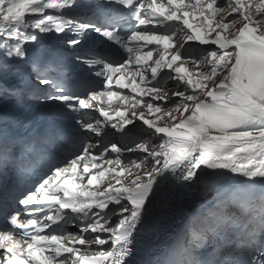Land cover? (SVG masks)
I'll return each instance as SVG.
<instances>
[{"label":"snow or ice","instance_id":"snow-or-ice-1","mask_svg":"<svg viewBox=\"0 0 264 264\" xmlns=\"http://www.w3.org/2000/svg\"><path fill=\"white\" fill-rule=\"evenodd\" d=\"M92 33L103 42L85 47ZM42 34L59 41L46 55L36 48ZM69 51L83 66L84 94L63 73ZM24 61L34 87L78 113L81 129L105 138L110 126L121 141L92 144L84 135L34 188L9 195L0 264H131L165 188L215 191L229 179L238 183L193 237L204 247L210 233L213 256L191 264H264V0H0V73L7 78ZM113 100L121 104L114 111Z\"/></svg>","mask_w":264,"mask_h":264},{"label":"bare ground","instance_id":"bare-ground-1","mask_svg":"<svg viewBox=\"0 0 264 264\" xmlns=\"http://www.w3.org/2000/svg\"><path fill=\"white\" fill-rule=\"evenodd\" d=\"M119 105H121V104L119 103ZM225 173L227 174L228 177H230L232 175H236V174H232V173H227V170H225ZM231 181L232 180L229 179V180H226V181L214 183L213 184V188L215 189L216 192L224 191V190H226L228 188H231V186H230V182ZM210 191H212V190H206V189L204 190L203 189V196H206L207 194H209ZM156 213H157V211L155 210L154 216H155Z\"/></svg>","mask_w":264,"mask_h":264}]
</instances>
